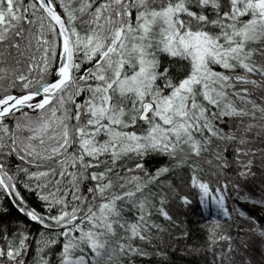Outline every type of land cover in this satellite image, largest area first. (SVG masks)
Segmentation results:
<instances>
[{
  "label": "snow or ice",
  "instance_id": "snow-or-ice-1",
  "mask_svg": "<svg viewBox=\"0 0 264 264\" xmlns=\"http://www.w3.org/2000/svg\"><path fill=\"white\" fill-rule=\"evenodd\" d=\"M229 200L264 213V0H0V264H264Z\"/></svg>",
  "mask_w": 264,
  "mask_h": 264
},
{
  "label": "trees",
  "instance_id": "trees-1",
  "mask_svg": "<svg viewBox=\"0 0 264 264\" xmlns=\"http://www.w3.org/2000/svg\"><path fill=\"white\" fill-rule=\"evenodd\" d=\"M178 186H180L181 192H187V189L184 188L183 185L180 184L179 180L174 181ZM249 189H252V185L248 186ZM191 195V193H187ZM27 198L32 201L34 200V197L28 196L27 193H25ZM235 194L233 193V196ZM256 195H259L257 192ZM235 205H239L243 207L244 209L248 210L249 214L253 215L254 217L264 220V213L261 212L259 208L253 207L251 204L248 203H243L239 200H236L235 202L233 200L228 201V207L231 209ZM172 211L174 214L178 216L180 220H187V228L190 231V236L187 240L188 246H196V247H201V246H206L207 243V235L208 232L207 230L213 226V219L215 218V209L212 208V215H209V213L205 210H203L198 202L194 204L193 210L191 213L185 215L180 214L177 212L175 205L172 207ZM203 213V214H201ZM221 222L223 223V219H221ZM35 230V226L33 228ZM183 246V243H182ZM202 260V257L200 258H195V257H180L177 256V261L176 264H200V261Z\"/></svg>",
  "mask_w": 264,
  "mask_h": 264
}]
</instances>
